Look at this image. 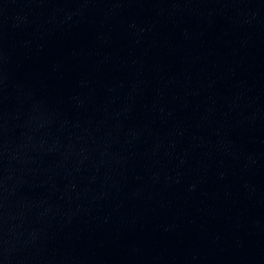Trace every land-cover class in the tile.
<instances>
[{
	"label": "water",
	"instance_id": "1",
	"mask_svg": "<svg viewBox=\"0 0 264 264\" xmlns=\"http://www.w3.org/2000/svg\"><path fill=\"white\" fill-rule=\"evenodd\" d=\"M0 264H264V0H0Z\"/></svg>",
	"mask_w": 264,
	"mask_h": 264
}]
</instances>
